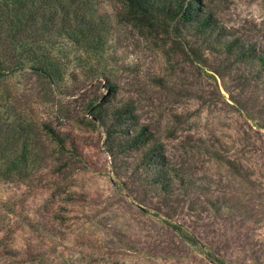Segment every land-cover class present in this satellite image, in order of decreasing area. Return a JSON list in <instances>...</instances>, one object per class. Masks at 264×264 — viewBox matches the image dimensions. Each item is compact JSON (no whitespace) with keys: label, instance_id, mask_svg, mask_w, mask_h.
<instances>
[{"label":"rangeland","instance_id":"rangeland-1","mask_svg":"<svg viewBox=\"0 0 264 264\" xmlns=\"http://www.w3.org/2000/svg\"><path fill=\"white\" fill-rule=\"evenodd\" d=\"M62 1L16 38L0 18V264H264V0H194L204 33ZM125 103L121 125L93 114ZM141 127L151 165L124 145Z\"/></svg>","mask_w":264,"mask_h":264},{"label":"trees","instance_id":"trees-1","mask_svg":"<svg viewBox=\"0 0 264 264\" xmlns=\"http://www.w3.org/2000/svg\"><path fill=\"white\" fill-rule=\"evenodd\" d=\"M127 6V14L134 20H139L142 22H147L149 24L155 23L156 20L160 18L175 20L177 17L182 16L185 18L187 22H192L196 24V28L198 31H208L210 29V18L205 14H197L194 15V10L196 6L194 5V0H189L187 3L185 0H124ZM39 2H43L47 4L50 12L53 17L52 20H55L57 15L58 8L57 6L63 5L62 0H12L4 4V8L0 12V18H2L3 22H5L6 32L8 37L16 38V36L21 32L23 28L35 21L37 16L39 15L38 4ZM197 2V1H196ZM43 13V18L46 17V12ZM65 15L70 18V11L65 9ZM74 18L78 16L73 13ZM72 17V15H71ZM190 23V24H192ZM258 63L264 68V50L256 55L255 58ZM42 71L51 76L56 75L57 70L52 67V64H48L41 67ZM12 71L11 68L5 67L0 68V77L7 76ZM114 84L110 85L111 88H114ZM130 111L128 107V103L126 104H114L111 106H98L94 109L93 114L97 117L96 119L101 121L104 124L112 122L115 125L123 124V121L128 119L125 115ZM46 128L52 133L55 140H58L61 147H66L64 145L65 138L61 137V134L53 130L50 126L46 125ZM31 125L22 122L19 124V137H30L27 132L31 131ZM145 127H141L136 134L131 138L130 136L126 139L127 147L138 146L143 144L144 154L143 159L146 160L145 163L147 165H151V163L157 160V157L162 158V154L158 152V146L155 145L153 141V137L149 134H145ZM109 132V136H110ZM150 140V141H149ZM156 162H154L155 164ZM164 171V174L169 176L165 166L163 169L157 171V185L164 186L166 185L168 179L164 178V175L161 172ZM169 184V183H168ZM175 229L178 230L180 237L190 243L196 244V238L187 230L182 228L180 225L176 226Z\"/></svg>","mask_w":264,"mask_h":264}]
</instances>
